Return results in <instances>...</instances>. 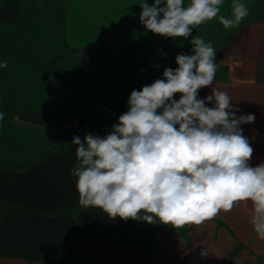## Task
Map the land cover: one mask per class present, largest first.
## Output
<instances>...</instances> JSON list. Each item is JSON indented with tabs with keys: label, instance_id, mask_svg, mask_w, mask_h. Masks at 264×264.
Here are the masks:
<instances>
[{
	"label": "crops",
	"instance_id": "0c3cea01",
	"mask_svg": "<svg viewBox=\"0 0 264 264\" xmlns=\"http://www.w3.org/2000/svg\"><path fill=\"white\" fill-rule=\"evenodd\" d=\"M144 2L154 0H0V64L7 61L0 68V264H264L251 201L182 228L111 219L79 204L73 136L106 135L119 116L105 102L126 112L133 89L178 67V54H192L197 27L187 39L146 31ZM241 2L250 14L239 26L209 20L223 37L212 42L213 85L198 98L214 86L237 115L255 114L241 125L255 167L264 162V0ZM231 3L223 0L218 16L231 18ZM104 53L118 56L125 72L117 75Z\"/></svg>",
	"mask_w": 264,
	"mask_h": 264
},
{
	"label": "clouds",
	"instance_id": "9594fccd",
	"mask_svg": "<svg viewBox=\"0 0 264 264\" xmlns=\"http://www.w3.org/2000/svg\"><path fill=\"white\" fill-rule=\"evenodd\" d=\"M222 4L154 0L139 5V20L153 34L187 39L206 21L218 17L229 29L250 14L245 3L232 0L231 18L218 16ZM190 43L191 55L175 57L178 67H165L162 78L131 91L128 110L106 135L73 136L76 163L70 175L77 178L79 204L101 209L111 219L148 224L155 219L182 228L251 201L249 223L264 240V162L249 164L254 150L241 127L254 123L255 114L237 115L240 109L228 93L214 86L211 95L198 98L200 89L213 85L217 52L202 37ZM6 67L7 61L0 64Z\"/></svg>",
	"mask_w": 264,
	"mask_h": 264
},
{
	"label": "rangeland",
	"instance_id": "374dc122",
	"mask_svg": "<svg viewBox=\"0 0 264 264\" xmlns=\"http://www.w3.org/2000/svg\"><path fill=\"white\" fill-rule=\"evenodd\" d=\"M217 26V27H220V24H217V23H214L213 21H207L199 26H196L197 27V31L195 32L194 35L196 36H199V37H202L205 42H210L212 44L213 40H216L215 45L217 46L219 43H220V40L221 38L223 37V35H221L222 33L221 32H218V34H214L215 31L217 30H213L214 32H211V30H209L211 28V26ZM209 31V32H208ZM103 57L109 62L110 64V67L113 68V70L116 68L117 71L115 72L117 75H121L122 72H124V69L126 68V64H122V65H119L118 68H117V65H118V56L114 55V54H111V53H104L103 54ZM128 61V59L126 60ZM54 126V125H52ZM57 125H55L54 127H56ZM55 129V128H54ZM62 129V128H60ZM64 132V131H63ZM69 136V133L68 131H65L63 137H62V141Z\"/></svg>",
	"mask_w": 264,
	"mask_h": 264
},
{
	"label": "trees",
	"instance_id": "16d2710c",
	"mask_svg": "<svg viewBox=\"0 0 264 264\" xmlns=\"http://www.w3.org/2000/svg\"><path fill=\"white\" fill-rule=\"evenodd\" d=\"M103 56V55H102ZM125 70H126V68L124 69V72H125ZM107 107H108V109H110L114 114H116L117 116H119L120 115V113L115 109V108H113L110 104H108L107 102H105L104 103Z\"/></svg>",
	"mask_w": 264,
	"mask_h": 264
}]
</instances>
